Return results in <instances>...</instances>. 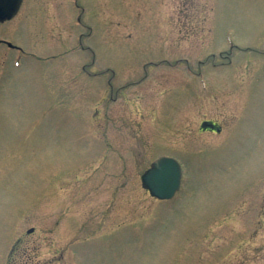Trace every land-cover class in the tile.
<instances>
[{
	"label": "rangeland",
	"instance_id": "rangeland-1",
	"mask_svg": "<svg viewBox=\"0 0 264 264\" xmlns=\"http://www.w3.org/2000/svg\"><path fill=\"white\" fill-rule=\"evenodd\" d=\"M0 40V264H264V0H22Z\"/></svg>",
	"mask_w": 264,
	"mask_h": 264
},
{
	"label": "water",
	"instance_id": "water-1",
	"mask_svg": "<svg viewBox=\"0 0 264 264\" xmlns=\"http://www.w3.org/2000/svg\"><path fill=\"white\" fill-rule=\"evenodd\" d=\"M21 2L22 0H0V21L13 17ZM181 173L179 162L173 157L163 155L152 162L151 166L141 175V179L152 196L168 199L179 189Z\"/></svg>",
	"mask_w": 264,
	"mask_h": 264
},
{
	"label": "flooded vegetation",
	"instance_id": "flooded-vegetation-1",
	"mask_svg": "<svg viewBox=\"0 0 264 264\" xmlns=\"http://www.w3.org/2000/svg\"><path fill=\"white\" fill-rule=\"evenodd\" d=\"M8 46H11V45L8 43Z\"/></svg>",
	"mask_w": 264,
	"mask_h": 264
}]
</instances>
